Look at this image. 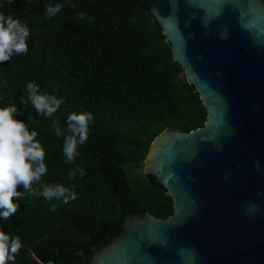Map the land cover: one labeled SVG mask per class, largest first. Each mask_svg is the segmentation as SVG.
<instances>
[{"label":"trees","instance_id":"1","mask_svg":"<svg viewBox=\"0 0 264 264\" xmlns=\"http://www.w3.org/2000/svg\"><path fill=\"white\" fill-rule=\"evenodd\" d=\"M48 2L0 0V13L29 29L27 52L0 62V106L15 104V118L37 132L47 168L34 185L37 191L41 184L60 183L77 196L67 203L35 193L19 198L15 213L0 219V231L20 240L9 264L87 263L115 237L127 213L165 220L173 212L166 190L141 166L133 177L129 170L143 163L151 142L166 128L189 132L206 120L147 0H72L74 7L56 0L61 9L45 17ZM77 12L92 21L78 19ZM28 81L63 97L51 116L37 115L27 101ZM69 112L92 113L87 140L76 145L75 162L86 175L71 180L63 136L53 129L55 121L65 131Z\"/></svg>","mask_w":264,"mask_h":264},{"label":"water","instance_id":"2","mask_svg":"<svg viewBox=\"0 0 264 264\" xmlns=\"http://www.w3.org/2000/svg\"><path fill=\"white\" fill-rule=\"evenodd\" d=\"M147 5L206 120L166 128L143 161L172 214L131 211L87 263L69 264H264V0Z\"/></svg>","mask_w":264,"mask_h":264},{"label":"clouds","instance_id":"3","mask_svg":"<svg viewBox=\"0 0 264 264\" xmlns=\"http://www.w3.org/2000/svg\"><path fill=\"white\" fill-rule=\"evenodd\" d=\"M62 3L74 7L72 0H62ZM62 3L49 0L45 6V17L56 15ZM76 16L89 22L93 19L91 16L85 17L83 12H77ZM28 35L29 29L25 24L13 18L11 14L0 13V62L8 61L14 54L26 53ZM25 91L27 101L37 115L45 118L55 113L63 103V97L39 91L38 85L33 81L26 83ZM21 103L25 101L22 99ZM18 111L15 104L0 106V219L4 220L15 213L18 207L16 201L26 193L43 196L46 201L56 199L63 203L77 196L74 189L60 183L41 184L39 191L34 187L47 171L44 149L41 143L34 139L37 136L36 130L29 131L24 121L15 118ZM91 120V112H69L65 118L64 132L61 131L58 122L53 123L56 136H63L62 153L65 163L73 165V169L68 172L69 180L76 174L80 177L86 175V170L75 162V158L80 155L76 145H82L87 140L88 124ZM17 186L23 191H18ZM55 207V204L50 205V211ZM20 246L17 236L0 231V264L14 262Z\"/></svg>","mask_w":264,"mask_h":264},{"label":"rangeland","instance_id":"4","mask_svg":"<svg viewBox=\"0 0 264 264\" xmlns=\"http://www.w3.org/2000/svg\"><path fill=\"white\" fill-rule=\"evenodd\" d=\"M138 166H141L142 167L143 166V163H139V164L135 165V167L130 168V170H129V177H133L135 175L136 168Z\"/></svg>","mask_w":264,"mask_h":264}]
</instances>
